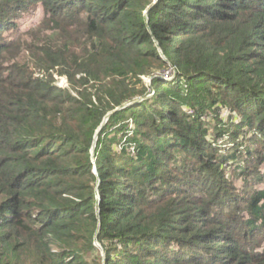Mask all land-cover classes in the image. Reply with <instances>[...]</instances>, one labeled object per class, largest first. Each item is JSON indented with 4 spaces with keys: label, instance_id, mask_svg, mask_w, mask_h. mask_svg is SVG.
Here are the masks:
<instances>
[{
    "label": "trees",
    "instance_id": "trees-1",
    "mask_svg": "<svg viewBox=\"0 0 264 264\" xmlns=\"http://www.w3.org/2000/svg\"><path fill=\"white\" fill-rule=\"evenodd\" d=\"M0 264H264V0H0Z\"/></svg>",
    "mask_w": 264,
    "mask_h": 264
},
{
    "label": "rangeland",
    "instance_id": "rangeland-1",
    "mask_svg": "<svg viewBox=\"0 0 264 264\" xmlns=\"http://www.w3.org/2000/svg\"><path fill=\"white\" fill-rule=\"evenodd\" d=\"M27 25L30 26L31 23L29 22V23H27ZM168 71H165L164 73H160L159 72L157 75L158 76H161L162 78H167L168 80L174 79L175 73H169ZM54 77H55V80H56V85H59L60 87H67V86H69V84H68L67 79H66L65 76H58L57 74H55ZM145 80L147 82H150L151 81V78L145 77ZM188 111L191 112L190 110H188ZM216 114H219L220 115V117H221V119H223V123L225 125L228 124V122H230L229 119H231V117H232L230 115V109L227 108V107H223V108L218 109L216 111ZM232 115H234V114H232ZM204 119L211 120V116L210 115H205L204 116ZM213 121H216V118H214ZM218 145H220L222 148H225L224 149V151H225L226 149H228L231 146V143L228 140L225 141V139H224V142L220 141ZM94 171L97 172V168H95ZM100 257H102V259L104 260V263H105L106 258H107L105 248L103 247V245L101 243H97L96 244V249L93 250V251H91L88 254V259H94V258H100Z\"/></svg>",
    "mask_w": 264,
    "mask_h": 264
},
{
    "label": "water",
    "instance_id": "water-1",
    "mask_svg": "<svg viewBox=\"0 0 264 264\" xmlns=\"http://www.w3.org/2000/svg\"><path fill=\"white\" fill-rule=\"evenodd\" d=\"M151 80H152V78H151ZM131 104H132V103H131ZM119 109H120V108H117L116 110H119ZM113 112H114V111H113ZM113 112H110V113L105 117V120L103 121L101 127H100V128L98 129V131H97V135H96L95 140H97L99 132L102 130V128L104 127V125L107 123L109 117L112 115ZM95 143H96V142H95ZM95 143H94V146H95Z\"/></svg>",
    "mask_w": 264,
    "mask_h": 264
},
{
    "label": "built area",
    "instance_id": "built-area-1",
    "mask_svg": "<svg viewBox=\"0 0 264 264\" xmlns=\"http://www.w3.org/2000/svg\"><path fill=\"white\" fill-rule=\"evenodd\" d=\"M168 72H169V73H174L172 70H169ZM172 77H173V76H172Z\"/></svg>",
    "mask_w": 264,
    "mask_h": 264
}]
</instances>
